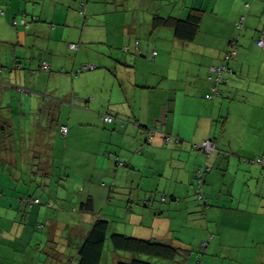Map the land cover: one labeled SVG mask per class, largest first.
Wrapping results in <instances>:
<instances>
[{
  "label": "crops",
  "instance_id": "crops-1",
  "mask_svg": "<svg viewBox=\"0 0 264 264\" xmlns=\"http://www.w3.org/2000/svg\"><path fill=\"white\" fill-rule=\"evenodd\" d=\"M151 2L152 0L139 1L132 7L133 12L141 10L143 6L147 11L161 8H152ZM247 3H250L248 8ZM191 5L203 10V23L200 32L190 43L177 40L169 28L153 29L150 15L147 16L148 22L143 24L137 20L134 25L125 20L123 25L111 21L92 28L79 23L70 32L58 27L51 31L45 22L31 23L28 27L20 25L16 30L12 29V20L20 18L22 13L21 2L19 12L13 13V8L8 6L9 10L6 8L4 15L0 16L8 29L7 35H0V40L3 41L0 43L6 44H0V264H77L79 247L97 218L110 221L109 232H123L118 229L114 231L111 225V219L115 218L112 212L121 209L127 214L130 232H134L125 234L176 246L178 241L169 235L172 231H181V224L177 225V220H193L191 210L197 201L189 184L191 178L194 180L195 170L206 165L209 171L204 174L203 188L207 182L215 188L217 182L214 177L217 173L228 174L235 161L234 170L240 171L246 167L240 163L241 158L237 157L240 150H235L230 143L231 138L238 137L230 130L234 126L239 133L240 130L245 131L243 124H252L262 129L259 133L264 135V48L256 46L258 30L264 26V18L254 29L249 30L251 33L247 31L243 34L246 25L249 28L253 26L254 21H248L249 14L263 11L264 0H201ZM51 8H44L43 19L54 20L52 10H49ZM127 10L132 11L131 8ZM23 11L37 14V10L29 9V5H25ZM187 11L188 8L185 7L178 14L183 16ZM226 13L228 17L225 18ZM242 16H245L244 29L239 33L235 26ZM222 29L224 30L221 31ZM201 31L211 33L206 36ZM168 34L170 36H166ZM94 35L97 38L93 43L98 46L112 41L116 44L119 38L123 45L129 44L130 48L138 42L142 55L135 56L131 53L130 56L121 58L119 54L107 49V58L97 59L92 54L84 57L85 49H89L81 46L77 59L70 61L63 57L68 52L63 38L66 42L86 43L92 42ZM222 35L224 36L221 37ZM166 42H171L174 48L168 51ZM232 45L238 47V53L229 62L231 71L225 74L228 81L216 88L218 94L211 100L208 96H214L215 89L208 77L216 73L215 67L224 63L223 56ZM246 45L248 50L245 49ZM249 46L256 51L249 50ZM92 48L97 50L93 45ZM103 48L105 49L104 46L99 47L101 50ZM37 50L42 52L43 58L34 66L31 57L34 58ZM181 50L185 51L181 65L186 64L184 59L190 56V64L195 66L194 69L170 67L176 65V59L168 58L167 51L176 56L175 51ZM29 52L32 54L27 68L17 70L19 56H29ZM110 56L116 60H110ZM41 60L48 61L55 71L62 65L70 69L76 68L80 63L97 62L103 73L98 76L95 88L90 87L91 81L86 78L89 82L84 86L76 84L66 94V90L51 89L48 86L42 88L29 83L31 76L35 74V68L39 69ZM106 68L111 70L107 71ZM60 75L62 74H44L43 77L49 80L53 77H65L68 81L64 74ZM90 75L89 79L95 76ZM104 80L109 83H102ZM28 95H34V99L28 102L24 101L25 98L21 100L20 97ZM75 95L77 97L73 98ZM2 96H8L9 100L7 98L2 102ZM14 96L19 99L14 100ZM58 98L61 100H56ZM13 106L18 111L12 110ZM26 109L30 115H38L37 121L35 118L31 121L29 117L28 122H25L20 118L27 112ZM105 114L115 116L116 121L111 125L105 123L101 117ZM119 120L127 124L121 126ZM29 122H36L38 125H30ZM28 123V131L23 132L24 129L21 128ZM61 126L67 127L65 136L60 132ZM147 129L170 134L179 141L174 140L166 146L162 144L160 134H156L151 142L146 143ZM61 137L65 140H60ZM207 138L216 142V150L209 156L191 147L192 143ZM217 138H226L230 145L224 142V146H221ZM57 140L63 143L62 154L87 158L80 161L82 173L69 168L68 164L63 165L60 170L63 179L54 184V195L45 197L36 192L30 194L29 180L27 177L24 179L21 172L26 163L19 156L23 150L47 156L43 167L46 179L42 182L48 185L47 176L49 167H52L51 158L55 154ZM56 148L59 149L60 145ZM259 155H264V148ZM115 156L127 166H117L113 159ZM254 163L257 164L256 161ZM222 168H225L224 172ZM263 168H260L262 173ZM254 176L258 184L264 183V176L257 173ZM244 180L242 178L239 184ZM38 187L45 189L46 185L40 184ZM230 189L232 186H227L225 190ZM159 190L167 191L171 200L153 204L159 198ZM153 192L156 194L155 201H152ZM212 192L207 202L209 200L215 203L216 192L214 189ZM230 197L234 199L232 194ZM26 198H30L31 202L39 199L40 203L27 206L24 204ZM238 199V207L232 208L236 201L233 200L227 208L235 213L240 212L236 213V218L245 220L254 215L264 217L263 192L261 196L254 198ZM89 200L93 210L98 208V214L81 208ZM243 200L248 205H243ZM252 202L258 203L259 207H256L258 204L252 205ZM207 211L214 212L213 208H207ZM245 211L244 216L241 212ZM237 224L242 225V222L235 223ZM259 228L263 229L264 226L259 225ZM236 230L241 235L242 226L239 225ZM107 250L112 264L133 257L110 248ZM105 259L104 252L102 264ZM152 261L154 264L169 263Z\"/></svg>",
  "mask_w": 264,
  "mask_h": 264
},
{
  "label": "rangeland",
  "instance_id": "rangeland-1",
  "mask_svg": "<svg viewBox=\"0 0 264 264\" xmlns=\"http://www.w3.org/2000/svg\"><path fill=\"white\" fill-rule=\"evenodd\" d=\"M134 1H137V0H134ZM200 1L201 0H152L151 3L158 4V6L153 5V8H157V7L160 8L159 3L162 2L163 8L172 7L173 9H175V7L177 8V6L179 5L183 6L186 3L188 5L191 2H200ZM254 1H261V0H253V2ZM20 2L21 1H15V0L0 1V8L3 10H6V8L8 9L9 8L8 6H10L13 8L12 10L14 11L13 13H17L21 9L19 6ZM32 7L34 8V5L30 3L29 8H32ZM140 9L141 10L135 11V12H126V13L121 12L115 15H111V14H106V15H108L109 18H112V21L118 22L119 25L120 24L123 25L124 20L130 21L132 17L135 18L138 22H141L143 24L144 22H148V18H147L148 15L152 16L154 15V13L161 10V9L160 10L151 9L147 11L144 6L141 7ZM17 16H19V14ZM224 17L225 18L228 17V13H226ZM263 18H264V10L263 11L260 10L258 13H250L248 21H254L253 26L249 28L246 25L247 28L243 34L245 35L247 31L248 33H251V31L249 30L254 29L256 25L260 23V20H262ZM0 19H1L0 35H6L8 33V29H6L5 24L3 23L5 22V20L3 19V17H0ZM115 20H118V21H115ZM223 30L224 29H222L221 31ZM163 32H167V31H163ZM210 33H211L210 31H201V34H204L206 36L209 35ZM166 36H170V35L168 34ZM223 36L224 35H222L221 37ZM235 36H237L236 31H235ZM0 42H3V41L0 40ZM0 44L1 46L6 45L5 43H0ZM91 44L94 47L98 48V44L96 43H91ZM115 45L117 46L118 49H120L123 46L120 38L117 40ZM125 45L127 44H124V46ZM165 45L167 46L168 51L174 48L171 42H166ZM246 47L248 48L247 45L245 46V49ZM249 50L256 51L255 48L250 47V46H249ZM258 50L259 49H257V51ZM85 51L86 52L83 53L84 57H87L93 54V49H90L89 51L88 50H85ZM168 51H167L168 58L173 57L176 59V65L170 66L171 68L176 67V66L181 67L183 70H189V69L195 68V66L190 64V60H189L190 56L184 59V62L186 64L181 65V63L183 62V54H185L184 50L175 51L176 56H172V54L168 53ZM67 55H68L67 58L70 61L74 58L73 54L71 53H67ZM34 58H35L34 59L35 61L33 63L35 66L36 64H38V61L43 58L42 52H38V50L34 52ZM35 69H36L35 74L31 76L30 78V82H29L30 84L33 83L35 85H40L42 88H46L48 86L51 89L58 88V89L66 90V94L70 93V89L75 87L76 84L77 85L80 84L84 86V84L89 81H91L90 87L95 88L96 82H98V78H99L98 76H100V74L103 73V70L100 69V65H99V67L96 70L81 74L78 77L72 79L73 81L71 80L69 75H66V74L64 75L68 78V81L64 79L65 77H62V78L60 77L55 80H54L55 77H53L48 81L46 78L43 77L44 74L37 71V68ZM90 74H93L95 76L89 79V77L91 76ZM86 78H88L87 80L89 81H86ZM7 98L9 100L8 96H4L2 98V102H4ZM20 98L21 100L25 98L24 101L28 102L30 99L31 101L34 99V95H30V96L28 95V97H20ZM18 99H19L18 96H14V100H18ZM0 100H1V97H0ZM56 100H61V99L58 98ZM12 110L18 111L16 106H13ZM26 110L27 112L24 114L23 117L20 116V118L24 119L25 122H28L29 117H31V121L34 118H35V121H37L36 117H38V115H36V117L34 115H30V112L28 111V109ZM29 123L27 125H23V128H21V129H24L22 130L23 132L28 131L26 129L29 128L28 126ZM33 123L35 124V126L38 125V123L36 122H32L30 125H33ZM231 127H232V130L230 131L232 132V134H236L238 137L231 138L230 143H232V146L235 150H238V149L240 150L237 157L241 158L240 163H242V165L246 167L242 168V170L240 171L234 170V168H236V163H235L236 161H235L233 165H231V169L227 172L228 174H223L219 172L215 175L214 179L217 182V185L215 186V188L213 186H209V182H207V184L203 188L205 199L206 200L210 199L211 195L213 194L212 190L214 189L216 192L215 198L217 201L215 203L214 202L211 203L208 200L207 202L209 205L208 207L204 206L203 201L198 198V194H196L195 192L197 190L195 181L193 180V178H191L189 185L193 189L194 191L193 196L195 200L197 201L196 206L191 210L193 213L192 215L193 220L186 218L184 222L183 221L181 222L180 219H178L177 225L181 224V227L179 228V230L181 231L176 232V233L172 231L171 234L169 235V237L172 236L175 239V241L176 240L178 241L176 244V247H180L181 250L182 249L188 250L183 255V258H186V261H184L183 259V260H179V261L172 262V263L169 262L168 264H264V228L263 229L259 228V225L264 226V223H262V221H264V217L262 218V217L254 215L253 218L240 220L235 217L236 213H240V212L235 213L234 210L227 209L231 204L230 202L233 200H236L234 206L232 207L233 209H235L236 207H238L240 203V200L238 198L250 199L251 197L254 198V196H258V195L261 196V192H263L264 194V183L260 182L258 184L256 177L254 176L256 173L258 175L264 176V172L262 173V169H260V167H254V166H258L257 164L254 163L256 161L254 159L261 156L259 154L264 148V135L261 136V134L259 133L260 131H262V129H258L257 126H254L252 124L249 126H247V124H243L245 131L240 130L239 133L235 131L234 126H231ZM60 140H65V138L61 137ZM60 140H57L56 145H55V154L51 158L52 167H49V176H47L48 185L46 184L45 189L39 187L38 189L34 190L36 193H38V195L39 194L45 195V197H48L51 194L54 195V192H55V189H54L55 187H53L54 184L55 183L57 184L56 181H60L61 179H63L62 175H60V170L63 165L66 166V164H68L69 168L76 169L82 173V168L80 167L81 166L80 161L87 159V158L85 157L81 158V156L79 155L77 156L72 155L68 157L66 153L62 154L63 153L62 151L63 143ZM217 141L221 146H224L225 143L227 145H230L226 138L225 139L217 138ZM58 145H60L59 149L56 148V146ZM249 153H254V154L250 155ZM64 155H66V157H63ZM19 157L22 160L29 159L32 161V163H35L38 166L41 165V164H38L40 163V156L38 154L34 155L32 151L30 150L29 151L23 150L22 154ZM252 160L254 162H252ZM38 166L37 167L32 166L33 171L36 170L37 172ZM222 170L224 172L225 168H222ZM69 172L70 171L68 170L67 173ZM84 172L87 174L86 170H84ZM34 176L32 177L33 183H35L34 179L38 178ZM26 177H27L26 175L23 176L24 179H26ZM242 178H245V180L242 181L241 184H239ZM27 179L29 180L28 177ZM233 182H236V183L233 185L232 184ZM30 186H33V185H30ZM227 186L229 187L232 186V189L225 190ZM60 188L62 190V187ZM162 192H164L165 195H167V200L169 201L170 198H169L168 192L165 190H159L160 195ZM231 194L234 196V199H231L230 197ZM155 197H156V194L153 192L152 201L154 200ZM155 203L160 204L158 198L155 202H153V204ZM242 203L243 205H248L245 200H243ZM251 204L257 205L258 203L252 202ZM101 205L102 204L100 203V206ZM180 207L181 205L179 206V208ZM256 207H259V204ZM207 208L208 209L213 208L214 212L208 213ZM106 213H109V212L106 211ZM112 213H114L115 215V218L111 219L112 220L111 225L113 229H115L114 231L118 229V230L123 231L122 233L120 232L121 234L134 233V232H130L131 226L127 225V223L129 222L127 218V214L122 209L118 212L113 211ZM94 214H98V208L94 210ZM241 214L242 215L244 214L245 216L246 211L241 212ZM241 222H242V225L241 224L235 225V223H241ZM245 222H246V227H244ZM257 223H259V225ZM239 225L242 226L241 235H238V230H236V228H238ZM115 233H119V232H115ZM210 234H212L214 238L208 241L209 242L208 247L202 248L200 244L202 242H207ZM125 235H130V234H125ZM38 246L39 245H37V247ZM108 248L111 249V247H108ZM108 248L106 245L105 247L106 259L104 260L103 264H112L111 263L112 258L109 255H107ZM183 250H182V253H184ZM121 254L124 255L126 253H121ZM195 259L196 261L198 260V262H196ZM120 261H128V260L122 259Z\"/></svg>",
  "mask_w": 264,
  "mask_h": 264
},
{
  "label": "trees",
  "instance_id": "trees-1",
  "mask_svg": "<svg viewBox=\"0 0 264 264\" xmlns=\"http://www.w3.org/2000/svg\"><path fill=\"white\" fill-rule=\"evenodd\" d=\"M23 4V9L20 18H14L11 22V28L15 30L20 26L28 27L31 23L37 24V23H48V27L50 28L51 31L54 29L58 28H64L68 29L67 31L70 32V29L73 30L77 28L80 23L89 27L92 26L98 27L102 25V23H110L112 21V18H109L108 15L106 14H111L115 15L121 12H127L128 8H131V12H133L132 7L136 5L139 1L141 0H19ZM34 5V8L32 7V10H37V14H31L28 11H23L25 8V5L29 4ZM193 2L187 3L185 5H179L175 9L171 8H163V3H159V7H161L154 15H150V22L152 24V28H169L172 30L174 37L182 41L184 43H190L192 42L197 34L200 32L201 25L203 23V16L201 8H193L191 7ZM154 6H158V4H152L151 7L153 8ZM191 5V6H190ZM49 10H52V15H54V20H46L43 19V10L44 8H50ZM187 7L188 11L185 15L181 16L178 13L183 10V8ZM246 7H249V3L246 4ZM30 9V8H29ZM178 9V10H177ZM40 12L42 15H40ZM5 10L0 8V16L4 15ZM50 13V14H51ZM163 13V14H162ZM43 17V18H42ZM243 17V16H242ZM245 17V16H244ZM243 17V18H244ZM91 18V19H90ZM135 20V21H134ZM244 20L242 25L237 28V32H241L244 29ZM118 21V20H115ZM240 21V19H239ZM238 21V22H239ZM69 22V23H68ZM137 23L136 19L133 18V20H130V23L134 25V23ZM237 22V23H238ZM107 23V24H108ZM236 23V24H237ZM91 28V27H90ZM91 28V29H92ZM264 31V26L258 30V37L256 40V46L258 48H261L258 46V41L262 37V33ZM8 34V33H7ZM6 34V35H7ZM98 35V34H97ZM97 36L94 35L91 39L93 43L94 39H96ZM42 41V39H40ZM63 41L67 43V48L68 52L73 54V59H77V54L79 52L80 47H84L90 50L92 48V44L90 42H66L67 40L63 38ZM41 45V43L39 44ZM105 47L104 50L99 49V47ZM98 46L97 50L93 49V54L97 59L98 57H103L104 59L107 58V54H105V51L111 50L114 53L119 54V57L123 56H130V54H134L135 56H141L142 53L139 49V43L135 42L134 46L130 48L129 44L123 45L120 49L117 48L115 45L114 41L112 42H106L103 45ZM234 45H232L224 54L223 56V61L224 63L218 67H223V70L217 74L214 72L213 75L208 77V81L211 82L213 88L215 89V95L214 96H208L209 99L214 100L215 96L218 94V89L220 85L226 84L228 79L225 77V74L230 73L231 68L229 67V62L234 59L237 56L238 53V47H235L236 54L232 56L230 59H225V55L230 52V50L233 48ZM238 46V45H237ZM26 48V47H25ZM23 48V51L25 50ZM42 48V47H41ZM96 48V47H95ZM133 49V50H132ZM262 49V48H261ZM28 50H31V48ZM87 50V49H85ZM22 51V52H23ZM70 51V52H69ZM24 53V52H23ZM67 53L63 54L64 58H67ZM26 54V53H25ZM29 56L27 55H21L19 56L20 61L16 62L18 64L16 67L17 70L23 69L27 66L29 63V57L32 54V52L28 53ZM155 55V52L153 53V56ZM32 60L35 58L31 57ZM110 60H116V58H113L110 56ZM35 61V60H34ZM75 66V65H74ZM99 67V64L97 62H87V63H80L76 68H70L67 69L65 66H61L59 70H53L52 65L48 61L41 60L39 63V69L37 68V71H39L42 74L46 75H51V74H66L69 75V77L72 79L78 77L81 74L88 73L89 71L96 70ZM27 68V67H26ZM1 67H0V72H1ZM105 70L110 71L111 69L108 70L106 68ZM18 72V71H17ZM111 73V72H110ZM233 73V72H231ZM111 75V74H110ZM55 79V78H54ZM49 81V78L47 79ZM73 81V80H72ZM102 83H109V82H102ZM100 84V82H99ZM40 86V85H38ZM77 96H73V98H76ZM108 116L111 118L110 122L105 121V117ZM102 120L111 125L116 121V117L111 115V114H105L102 115ZM120 121V120H119ZM121 126H125L127 122L125 121H120ZM156 134H160L161 141L163 145L169 146L172 144V142L175 140L178 142L179 140L176 139L177 137L171 136L170 134L162 133V132H155L154 130H148L145 132V142H151L153 137ZM205 140H209L214 143V150L210 152L212 154L216 150V142L212 138H207ZM204 140L198 142V143H192L191 147L194 150L202 152L204 155L209 156L210 154L205 153L204 151L200 150L196 146L199 145L201 142ZM47 156H40V163L41 165H35L36 167L38 166L37 172L36 170L33 171V167L31 164L33 163H28V160H25L26 165L24 166L25 169H21V172L26 175L29 178V189L28 192L30 194L34 193L36 189H38L39 185L42 184L43 186L46 185L44 182H42L43 179H46L45 172L43 171L44 167V162L46 161ZM115 161V164L117 166H122L126 167L127 164L119 161L118 157L113 158ZM263 160L264 155L259 157L257 160ZM253 161V160H252ZM24 162V160H23ZM24 165V163H23ZM258 167L263 168V165L258 164ZM264 169V168H263ZM201 170L200 174L199 171ZM209 171V168L206 165L199 166L195 172H194V181L196 184V194H198L199 198V193L202 190L203 193V185H204V174ZM199 174V175H198ZM35 175V176H34ZM38 177L34 179L35 183L32 182V177ZM201 181V185L199 186V182ZM42 182V183H41ZM33 185V186H30ZM43 188V187H41ZM158 198L160 203H165L167 201V195L161 194ZM170 200L172 197H170ZM203 198L200 199L203 201V204L207 206V200L205 199L204 193H203ZM33 199L31 202L30 198L24 199V204L28 206V204L31 206V204H39L40 200H38L37 203L34 202ZM155 201V200H154ZM81 208L85 211L93 213V207H92V202L89 200V202H85L82 204ZM110 230V221L105 219V218H97L92 227L90 228L89 232L85 236L83 242L81 243L78 253H77V264H102L103 260V254L105 252V247L106 245H110L111 249H113L115 252L118 253H128L132 255L133 257L128 259V261H119L116 264H154L152 260H161L165 262H176L179 260L186 261V258H183V255L188 251V250H183L184 253H182V250L180 247H176L175 245H172L171 243H164L160 242L157 240H146L142 238H137L121 233H115V232H109ZM214 236L212 234L209 235V238L207 242H202L200 246L202 248H206L209 246V240H212ZM182 258V259H181Z\"/></svg>",
  "mask_w": 264,
  "mask_h": 264
},
{
  "label": "built area",
  "instance_id": "built-area-1",
  "mask_svg": "<svg viewBox=\"0 0 264 264\" xmlns=\"http://www.w3.org/2000/svg\"><path fill=\"white\" fill-rule=\"evenodd\" d=\"M243 19H244L243 17L240 18V21L236 24L237 28H239L242 25ZM258 46H260L261 48H264V31L262 33V37L258 41ZM235 54H236V50H235V46H233V48L230 50V52L225 55V59L228 60L232 56H234ZM222 70H223V67L215 68V71H216L217 74H219ZM104 119H105L106 122H110L111 121V118L108 117V116H106ZM60 132H61V134L63 136H65L66 133H67V127L66 126H61L60 127ZM196 147L199 148L200 150L204 151L205 153L210 154V152L214 150V143L209 141V140H204L203 142H201ZM256 163L264 166V159L263 160L259 159V160L256 161ZM200 172H201V170L199 171V174H200ZM198 182H199V186H200L202 182L201 181H198ZM199 198L203 199L202 190L199 193ZM34 202L37 203L38 200L36 199V200H34Z\"/></svg>",
  "mask_w": 264,
  "mask_h": 264
},
{
  "label": "bare ground",
  "instance_id": "bare-ground-1",
  "mask_svg": "<svg viewBox=\"0 0 264 264\" xmlns=\"http://www.w3.org/2000/svg\"><path fill=\"white\" fill-rule=\"evenodd\" d=\"M204 199V198H203Z\"/></svg>",
  "mask_w": 264,
  "mask_h": 264
}]
</instances>
